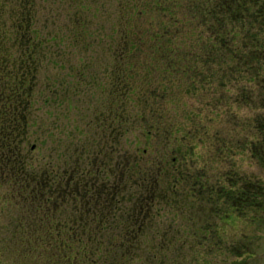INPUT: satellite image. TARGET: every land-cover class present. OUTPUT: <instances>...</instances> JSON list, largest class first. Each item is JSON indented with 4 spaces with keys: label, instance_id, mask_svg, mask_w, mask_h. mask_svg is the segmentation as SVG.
<instances>
[{
    "label": "trees",
    "instance_id": "16d2710c",
    "mask_svg": "<svg viewBox=\"0 0 264 264\" xmlns=\"http://www.w3.org/2000/svg\"><path fill=\"white\" fill-rule=\"evenodd\" d=\"M98 53L105 82L88 69ZM47 66L69 80L57 78L41 102ZM245 84L264 101V0H0V205L17 208L0 251L12 264H168L185 241L171 231L176 219L155 218L198 215L196 205L218 197L170 170L186 124L200 123L183 97H211L205 106L217 111L215 93L230 91L237 102ZM86 85L104 99L83 125L91 134L78 143L92 136L96 150L81 143L59 173L41 153L55 144L52 104L70 109ZM141 140L153 149H141ZM156 143L164 146L159 156ZM196 145L186 150L193 154ZM235 187L218 199L227 221L255 206L254 188ZM209 233L216 232L203 230L210 248Z\"/></svg>",
    "mask_w": 264,
    "mask_h": 264
},
{
    "label": "rangeland",
    "instance_id": "374dc122",
    "mask_svg": "<svg viewBox=\"0 0 264 264\" xmlns=\"http://www.w3.org/2000/svg\"><path fill=\"white\" fill-rule=\"evenodd\" d=\"M57 8L58 6L55 4L52 6L58 15ZM57 26H61V24L57 23ZM104 60V56L98 53L89 62L88 68L92 74H95V79L101 82H105L107 77L106 72L102 73L105 69ZM71 62L70 67L74 65L80 67V64L74 59ZM69 66L66 68L70 69ZM65 74L66 72L60 71L59 68L57 70L48 66L45 68V73L41 75L40 79L41 102L47 97V91L53 88L57 78L58 80L66 78V82L69 80ZM50 81L52 84H47ZM243 87V97L240 99L238 96L237 102H233L234 96H231L233 93L230 94V91L229 93L227 91L226 93L223 91L215 93V98L221 100V102L218 101L219 108L217 111L214 107L205 106L211 97L199 96L196 101H189L183 97V101H186L190 107L194 108V111H197L196 114L199 116L198 121L200 123L195 126L186 124L189 131H187L188 136L185 137L186 141L182 142L180 146H174L173 149H178L180 154L177 155L178 158L170 170L180 169L184 172L188 187H195L199 190L201 187V189H205L204 191L208 189L211 192H216L218 197L212 199V206L196 205L197 210L200 209L198 215L185 214L182 218L180 217L181 219L163 215L155 218L156 221L163 219L167 224L176 219L178 222L173 225L174 228L171 231L174 232L175 229H178L180 238L185 241L181 253L175 252L165 257L168 264H264V101L257 96L258 88L247 84ZM75 91H78V94L72 101L71 110L68 109L70 112L63 108L64 106L59 105V102L52 104L50 113L54 115L55 121L51 124L53 136L50 138V143L54 141L55 144L47 143L41 151L43 158L50 156L53 159L52 164L59 173L65 169L68 157L73 156L78 146L83 143H78L80 136L87 137L91 134L89 130L83 133V125L90 121L92 110L98 109L99 104L103 103L104 99L97 91L92 90L87 85L77 87ZM252 92L253 101L250 102L248 96ZM63 109L65 116L62 112ZM215 111L216 113L226 112L227 117L220 113L215 114ZM180 114L182 117L180 111L176 115ZM170 116H172V112H170ZM190 133H196L198 139L192 140L189 137ZM132 137L131 135L128 139L130 147L133 149ZM82 140L84 146L89 147L92 152L96 150L91 143L92 136ZM196 141L198 145H196L194 153L191 154L186 149H191V144H195ZM190 142L192 143L190 144ZM146 147L153 149L151 144L141 140L140 148L146 149ZM163 148L164 146L156 143L155 156H159ZM249 150L253 151L252 156ZM174 157V153L169 156L170 159ZM40 158L38 156V162H40ZM93 161L97 162V160ZM88 163L92 162L89 161ZM81 165L83 169L84 162ZM90 168L94 169L95 167ZM233 185L238 186L235 189L240 188L241 185L254 188L256 201L254 202L255 206L240 210L239 213H236V219L227 221L225 216L220 217L223 215L225 207L222 204L219 206L217 204L218 199L224 198V195L233 191L231 189ZM6 191L2 189L3 193ZM11 203L8 205L2 202L0 205L1 243L9 238L7 228L16 218L17 208L12 207ZM186 212L189 211L186 210ZM220 218L224 222L220 223ZM191 229L196 231L194 232L197 237L195 240L190 238L189 230L191 231ZM203 230L216 232L207 234V237L213 239L210 248L203 244ZM147 238H151V236ZM198 240L201 241L199 245ZM7 260V264H12V258L0 251V262Z\"/></svg>",
    "mask_w": 264,
    "mask_h": 264
},
{
    "label": "flooded vegetation",
    "instance_id": "af4514ba",
    "mask_svg": "<svg viewBox=\"0 0 264 264\" xmlns=\"http://www.w3.org/2000/svg\"><path fill=\"white\" fill-rule=\"evenodd\" d=\"M143 218H140V220H142ZM146 218H144V220H145Z\"/></svg>",
    "mask_w": 264,
    "mask_h": 264
}]
</instances>
